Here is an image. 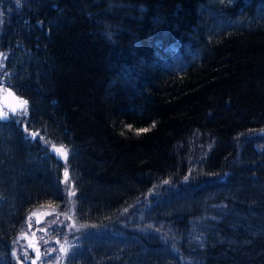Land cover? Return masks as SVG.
Returning a JSON list of instances; mask_svg holds the SVG:
<instances>
[{"label": "trees", "instance_id": "trees-1", "mask_svg": "<svg viewBox=\"0 0 264 264\" xmlns=\"http://www.w3.org/2000/svg\"><path fill=\"white\" fill-rule=\"evenodd\" d=\"M5 96L0 264L65 169L81 264H264V0H0Z\"/></svg>", "mask_w": 264, "mask_h": 264}, {"label": "rangeland", "instance_id": "rangeland-1", "mask_svg": "<svg viewBox=\"0 0 264 264\" xmlns=\"http://www.w3.org/2000/svg\"><path fill=\"white\" fill-rule=\"evenodd\" d=\"M5 105L0 111L12 115L22 112L20 101L13 96L4 97ZM8 108V110H6ZM15 109V112H13ZM259 142L264 140V131ZM63 172L62 190L64 193L63 208L59 210H36L30 214L26 226L15 242L12 254L18 264H81L79 246L83 239L94 234L92 227L77 222L75 190L73 183L65 177ZM68 173V172H67ZM74 193V194H73Z\"/></svg>", "mask_w": 264, "mask_h": 264}, {"label": "snow or ice", "instance_id": "snow-or-ice-1", "mask_svg": "<svg viewBox=\"0 0 264 264\" xmlns=\"http://www.w3.org/2000/svg\"><path fill=\"white\" fill-rule=\"evenodd\" d=\"M16 3L19 6L20 0H16ZM19 103H20L21 109H25L26 110L27 101L21 100ZM13 112H15V109H13ZM6 118H7L6 114L3 113L2 111H0V119H6ZM57 151L60 152L62 155H64L65 159L67 158V153L64 152V150L62 148L61 149H57ZM67 175H68V173L65 172V177L66 178H67ZM13 255H15V253H13Z\"/></svg>", "mask_w": 264, "mask_h": 264}]
</instances>
